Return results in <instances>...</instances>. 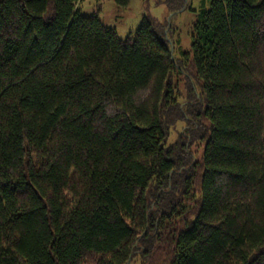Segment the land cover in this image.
Returning a JSON list of instances; mask_svg holds the SVG:
<instances>
[{"label": "trees", "instance_id": "obj_1", "mask_svg": "<svg viewBox=\"0 0 264 264\" xmlns=\"http://www.w3.org/2000/svg\"><path fill=\"white\" fill-rule=\"evenodd\" d=\"M82 1L0 0V264H264V0Z\"/></svg>", "mask_w": 264, "mask_h": 264}, {"label": "rangeland", "instance_id": "obj_2", "mask_svg": "<svg viewBox=\"0 0 264 264\" xmlns=\"http://www.w3.org/2000/svg\"><path fill=\"white\" fill-rule=\"evenodd\" d=\"M202 2L204 8H209V0H129L125 8L118 7L115 0H103L100 5L95 0H83L80 11L84 16L98 13L102 24L114 29L120 40H126L133 34L143 17L153 18L166 25L168 39L178 59L183 53L190 52L194 11L201 7ZM133 264H141V259ZM154 264H162V260H156Z\"/></svg>", "mask_w": 264, "mask_h": 264}]
</instances>
